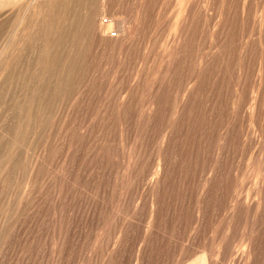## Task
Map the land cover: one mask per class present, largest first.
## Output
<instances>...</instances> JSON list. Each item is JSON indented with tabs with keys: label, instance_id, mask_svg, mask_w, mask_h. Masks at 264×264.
Wrapping results in <instances>:
<instances>
[{
	"label": "rangeland",
	"instance_id": "obj_1",
	"mask_svg": "<svg viewBox=\"0 0 264 264\" xmlns=\"http://www.w3.org/2000/svg\"><path fill=\"white\" fill-rule=\"evenodd\" d=\"M85 1L0 34V264H264V0Z\"/></svg>",
	"mask_w": 264,
	"mask_h": 264
},
{
	"label": "bare ground",
	"instance_id": "obj_2",
	"mask_svg": "<svg viewBox=\"0 0 264 264\" xmlns=\"http://www.w3.org/2000/svg\"><path fill=\"white\" fill-rule=\"evenodd\" d=\"M76 1H77V3H78V1L80 3L81 2H86L85 0H0V34H1V31H3L4 29H6L9 26L12 28V30H15L16 27L22 28V25H24L25 23H27V25H29L32 28L33 32L36 31V33L40 36V40H41V42L43 44L41 51H42V54L43 55L45 54V56H46L47 52H49L53 48H55V49H59L60 48L61 42H63L62 39L60 38L61 37V32H62V29L61 28L63 27V22L67 19L66 17L69 14L68 13V11H69V5L72 4V3H76ZM92 1H94V3L96 2L97 5L100 2V0H92ZM94 16H96V15H94ZM91 24H93V23H91ZM87 25H89V24H87ZM91 26L94 27V37H99V38L100 37H103L104 35H106L107 32L110 29L111 30L113 29L112 28L113 27L112 24L109 23L108 25H105L104 22H103V20H101V18H99L98 15H97V17H96V19L94 21V24L91 25ZM91 31H93V29ZM110 31L108 33H110ZM19 32H21V31H19ZM33 32H31L32 34H30V35H28L26 33H22L23 37L22 36L21 37L23 38V42H24V40H25L26 37L27 38L31 37L33 35ZM20 35H21V33H20ZM58 36H59V38H58ZM16 41H17V39L16 38H13L12 39V43H9L7 46L5 45L2 48V50L0 49V61H1L2 57H5V55H3V53L4 54L5 53L6 54L10 53L8 55V57L6 55L7 60L14 58V56L16 55V52H15V50L12 52V49L16 45ZM19 44H21V43H19ZM0 45H2V44H0ZM40 49H41V47H40ZM10 61L6 64L7 65V69H9L8 66L10 65ZM17 65H19V64L17 63ZM64 70H69V64H67V65L64 66ZM239 209H242V208H239ZM255 214H257V213H255ZM251 243L252 242L250 240L249 241V244H247L246 250L251 245ZM226 249H228V248H226ZM244 252H242V253H239V252L236 253L234 259L233 258H230V259L233 260L231 264H251L252 261H251L250 252L249 251L248 252L244 251ZM219 254H221V252ZM223 255H224V253H223ZM246 255H247V261H246ZM262 261H264V260H262ZM214 262H215V260H214ZM214 262H213V264H215ZM191 264H209V262L207 261L206 256H202V257H199L194 262H192Z\"/></svg>",
	"mask_w": 264,
	"mask_h": 264
},
{
	"label": "built area",
	"instance_id": "obj_3",
	"mask_svg": "<svg viewBox=\"0 0 264 264\" xmlns=\"http://www.w3.org/2000/svg\"><path fill=\"white\" fill-rule=\"evenodd\" d=\"M108 23H109V22H108ZM110 35H111V37H117V35H118L117 30L112 29V30L110 31Z\"/></svg>",
	"mask_w": 264,
	"mask_h": 264
}]
</instances>
